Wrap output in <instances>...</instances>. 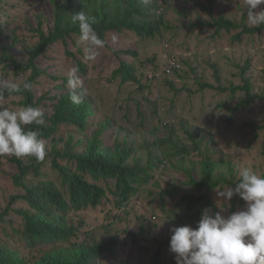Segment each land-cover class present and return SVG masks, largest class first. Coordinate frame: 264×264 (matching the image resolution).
<instances>
[{
    "label": "rangeland",
    "instance_id": "374dc122",
    "mask_svg": "<svg viewBox=\"0 0 264 264\" xmlns=\"http://www.w3.org/2000/svg\"><path fill=\"white\" fill-rule=\"evenodd\" d=\"M65 0H1L0 56H12L23 65L37 69L32 84L45 123L55 114L53 103L67 87L69 70L77 75L86 92L85 126L61 122L47 138L43 160L22 156L29 167L18 182L19 169L12 155L0 154L1 260L5 264H47V257L60 264H175L169 251L173 227L193 228L201 217L200 204L187 207L188 194H207L204 209L227 217L241 210L238 196L217 203L216 189H197L207 164L213 175L238 177L242 168L264 175V28L243 33L247 21L246 0H214L213 12L192 0H158L160 8L150 14L161 20L160 32L144 37L133 30L109 31L101 38L104 47L88 60V42L72 34L49 46L30 61L40 31L47 34L55 24V9ZM208 6V0H195ZM264 9L261 5L254 11ZM159 15V16H158ZM220 15L238 28L218 30L207 23ZM151 19V20H152ZM176 64L170 68L169 59ZM122 64L133 70V80H124ZM32 68L15 74L6 62L0 64V78L25 81ZM249 85L254 100L246 104L243 89ZM201 84L206 87L201 88ZM221 88H224L222 90ZM55 100H52L54 99ZM241 101L245 104H241ZM5 107L23 106L20 94L3 95ZM238 106V108H236ZM96 144L106 155L130 149L126 163L141 168L137 183H131L124 197L115 180H87L104 191L95 206L65 213L68 225L77 233L64 240L24 236L23 211L35 212L24 195L28 188L52 183L67 197V189L54 163L71 172L76 163L64 155L86 154ZM37 167V173L31 166ZM78 173V172H77ZM203 209V210H204ZM111 243V249L95 257L96 247Z\"/></svg>",
    "mask_w": 264,
    "mask_h": 264
},
{
    "label": "trees",
    "instance_id": "16d2710c",
    "mask_svg": "<svg viewBox=\"0 0 264 264\" xmlns=\"http://www.w3.org/2000/svg\"><path fill=\"white\" fill-rule=\"evenodd\" d=\"M196 5L206 10L210 15L213 12L214 0H208V6H203L199 2L192 0ZM1 2V0H0ZM160 8L158 0H149L145 3L144 0H65L57 5L55 9V24L47 34L40 31L39 42L34 47L30 61L40 56L49 46L59 40L65 42V38L72 34H78V24L72 23L71 16L73 13L83 11L86 15L94 19L93 28L100 38L109 31L133 30L144 37H153L154 34L160 32L161 20L150 14H155ZM159 16V15H158ZM152 19V20H151ZM208 26L214 27L216 31L225 30L231 31L238 28V25L220 15L217 19L207 23ZM264 26H243V33H259ZM6 62L13 68L15 74L24 73L28 68H32L30 76L26 79L32 84L37 76V69L31 65H23L12 56H0V64ZM120 72L124 80H133V70L129 65L122 64ZM206 85L201 84V88ZM243 89L247 100L246 104L254 100L250 95L249 85L244 83L243 86L233 87L231 90ZM224 90V88H221ZM20 94L23 96V106L31 105L38 107L40 101L36 99L33 89L23 91ZM4 93L5 96L11 95ZM70 93L62 91L57 97L53 107L56 110L55 114L50 118L51 124L30 125L27 126L31 130L38 132V138H47L52 128L61 122L73 124L78 128H83L86 124L85 117V100L80 105H74L70 101ZM264 100V96L260 97ZM52 100H55L52 99ZM241 104H245L241 101ZM238 108V106L236 107ZM68 159H72L76 163V171L71 172L65 167L58 166L54 163V167L58 169L62 177L63 185L66 187L67 197L52 184H41L33 188H28L24 198L35 212L23 211L25 219L24 236L28 237L32 242L37 238L46 240H64L70 238L77 233V228L73 225H68L64 219V215L72 210H78L88 206H95L103 197L104 191L102 187L94 182L87 180L86 174L94 180H115L116 188L127 198L130 196L132 189L131 183H137L139 174L142 171L138 166H130L126 163L130 155V149H122L119 155H106L99 151L96 144H92L86 154L64 153ZM11 160L16 163L19 174L14 176L16 182L19 183L21 178L27 173L29 167L23 163L20 157L12 155ZM37 173V167L31 166ZM237 178L226 177L223 175H213V167L207 164L203 171V178L196 182L191 180L192 185L197 189L211 190L219 185L227 184L234 187ZM207 194L194 195L188 194L184 197L187 207L193 208L202 200L206 202L200 204L198 213L201 214L203 209L209 203ZM243 202L242 199L240 201ZM8 207L0 213V219L7 213ZM111 249V243L100 244L96 247L95 257H99ZM3 251L0 250V264H5V260H1ZM47 264H60L53 259V256L47 257Z\"/></svg>",
    "mask_w": 264,
    "mask_h": 264
},
{
    "label": "clouds",
    "instance_id": "9594fccd",
    "mask_svg": "<svg viewBox=\"0 0 264 264\" xmlns=\"http://www.w3.org/2000/svg\"><path fill=\"white\" fill-rule=\"evenodd\" d=\"M261 5L264 0H246L247 21L253 27L264 26V9L254 11ZM6 20L7 16L0 14V23ZM71 20L78 24L80 40L88 42L87 59L94 60L99 54L97 50L104 47L92 26L94 19L79 11L72 14ZM78 72V67L71 68L67 80L74 105L82 104L86 96ZM31 88L28 80L0 78V99L4 93H21ZM33 124H45L39 107L26 105L13 110L0 103V154L43 160L46 144L38 138L37 131L27 127ZM234 196L245 202L241 210L224 217L206 208L194 228L183 225L170 230L169 251L174 254L175 264H264V175L245 167L239 171L234 187L216 189L218 204L221 200L231 201Z\"/></svg>",
    "mask_w": 264,
    "mask_h": 264
},
{
    "label": "built area",
    "instance_id": "2783aa9c",
    "mask_svg": "<svg viewBox=\"0 0 264 264\" xmlns=\"http://www.w3.org/2000/svg\"><path fill=\"white\" fill-rule=\"evenodd\" d=\"M176 64V59L174 57H171L169 59V67H168V71L170 70V68H172L174 65Z\"/></svg>",
    "mask_w": 264,
    "mask_h": 264
}]
</instances>
